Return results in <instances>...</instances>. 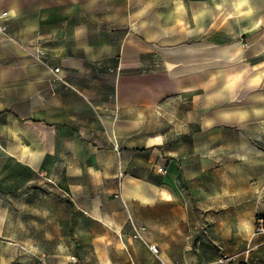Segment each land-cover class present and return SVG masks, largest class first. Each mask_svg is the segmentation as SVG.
Wrapping results in <instances>:
<instances>
[{
    "label": "crops",
    "instance_id": "crops-1",
    "mask_svg": "<svg viewBox=\"0 0 264 264\" xmlns=\"http://www.w3.org/2000/svg\"><path fill=\"white\" fill-rule=\"evenodd\" d=\"M155 114L182 133H264V0H0V195L32 192L63 149L127 147ZM147 206L93 218L125 245V213Z\"/></svg>",
    "mask_w": 264,
    "mask_h": 264
},
{
    "label": "rangeland",
    "instance_id": "rangeland-1",
    "mask_svg": "<svg viewBox=\"0 0 264 264\" xmlns=\"http://www.w3.org/2000/svg\"><path fill=\"white\" fill-rule=\"evenodd\" d=\"M143 127L127 147H97L86 162L63 149L71 161L56 155L42 163L32 192L7 185L0 230L19 243L0 244V264H162L150 244L171 264H264V133L226 126L182 133L157 114ZM162 189L171 200L158 196ZM130 203L148 205L125 213L130 242L107 239L95 210L111 215ZM19 219L35 227H18Z\"/></svg>",
    "mask_w": 264,
    "mask_h": 264
},
{
    "label": "built area",
    "instance_id": "built-area-1",
    "mask_svg": "<svg viewBox=\"0 0 264 264\" xmlns=\"http://www.w3.org/2000/svg\"><path fill=\"white\" fill-rule=\"evenodd\" d=\"M4 30H5V26H2V27H1V31H4ZM57 71H58V69L56 68V69H55V72H57ZM148 248H149V250H150L151 252H153V253L155 254V256H156L157 258H159V255L157 254L158 249H157V247H156L155 244H150V245L148 246ZM160 260H161V259H160ZM161 263H162V264H165L163 261H161ZM182 264H197V263H196V262H184V263H182ZM216 264H240V263L235 262V261H230V260H226V261L219 260L218 263H216ZM241 264H243V263H241Z\"/></svg>",
    "mask_w": 264,
    "mask_h": 264
},
{
    "label": "bare ground",
    "instance_id": "bare-ground-1",
    "mask_svg": "<svg viewBox=\"0 0 264 264\" xmlns=\"http://www.w3.org/2000/svg\"><path fill=\"white\" fill-rule=\"evenodd\" d=\"M160 256H161L162 258H164V259H165V257H164V254H163V253H160V254H159V257H160Z\"/></svg>",
    "mask_w": 264,
    "mask_h": 264
}]
</instances>
